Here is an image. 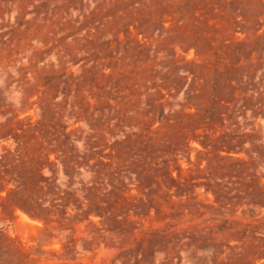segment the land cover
<instances>
[{
  "label": "rangeland",
  "instance_id": "rangeland-1",
  "mask_svg": "<svg viewBox=\"0 0 264 264\" xmlns=\"http://www.w3.org/2000/svg\"><path fill=\"white\" fill-rule=\"evenodd\" d=\"M0 264H264V0H0Z\"/></svg>",
  "mask_w": 264,
  "mask_h": 264
}]
</instances>
